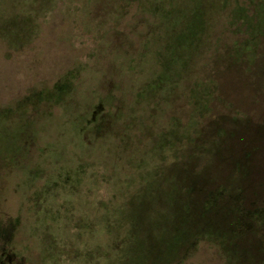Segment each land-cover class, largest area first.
<instances>
[{
  "label": "rangeland",
  "instance_id": "1",
  "mask_svg": "<svg viewBox=\"0 0 264 264\" xmlns=\"http://www.w3.org/2000/svg\"><path fill=\"white\" fill-rule=\"evenodd\" d=\"M197 4L0 0V264H264V0Z\"/></svg>",
  "mask_w": 264,
  "mask_h": 264
},
{
  "label": "trees",
  "instance_id": "2",
  "mask_svg": "<svg viewBox=\"0 0 264 264\" xmlns=\"http://www.w3.org/2000/svg\"><path fill=\"white\" fill-rule=\"evenodd\" d=\"M228 1L230 0H197L198 4L196 7V14H195V21L193 23V28L192 31L193 33H190L189 31H187L185 33V36L188 35V37L190 36L192 38V42L193 44L196 43L195 41L198 42L199 38H198V30L203 26L206 27V25L208 24L209 20L207 19L208 16L211 15L210 10H214L211 12H215L217 10H220V8H223V5L225 3H228ZM218 5V7L215 8V6ZM240 8V7H239ZM238 10V9H237ZM239 13V12H238ZM205 15V19L203 18V16ZM203 28V27H202ZM170 48H172V46H170ZM11 115H0L1 119H4V121H6L7 123H9L11 125V123H15V128H16V132L19 133V135L22 137H20L23 142H24V146H22V150H24L25 152L28 150L27 147L30 145V143H32L34 141L33 135L28 133V131L26 130L27 128L24 127V123H21L17 117L18 120L10 122L11 120ZM24 151H19V154H22ZM232 166V164H231ZM230 166V168H231Z\"/></svg>",
  "mask_w": 264,
  "mask_h": 264
}]
</instances>
